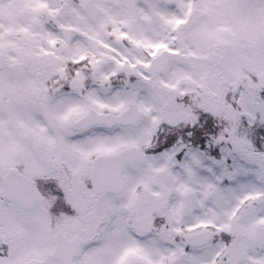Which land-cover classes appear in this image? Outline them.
<instances>
[{
  "label": "snow or ice",
  "instance_id": "snow-or-ice-1",
  "mask_svg": "<svg viewBox=\"0 0 264 264\" xmlns=\"http://www.w3.org/2000/svg\"><path fill=\"white\" fill-rule=\"evenodd\" d=\"M0 264H264V0H0Z\"/></svg>",
  "mask_w": 264,
  "mask_h": 264
}]
</instances>
